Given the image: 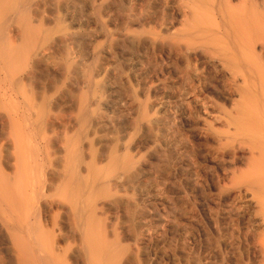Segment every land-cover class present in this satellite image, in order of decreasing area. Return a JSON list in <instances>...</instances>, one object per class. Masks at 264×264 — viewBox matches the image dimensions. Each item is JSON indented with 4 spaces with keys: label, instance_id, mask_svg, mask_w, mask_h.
I'll use <instances>...</instances> for the list:
<instances>
[{
    "label": "bare ground",
    "instance_id": "bare-ground-1",
    "mask_svg": "<svg viewBox=\"0 0 264 264\" xmlns=\"http://www.w3.org/2000/svg\"><path fill=\"white\" fill-rule=\"evenodd\" d=\"M166 234L264 264V0H0V264H163Z\"/></svg>",
    "mask_w": 264,
    "mask_h": 264
},
{
    "label": "rangeland",
    "instance_id": "rangeland-1",
    "mask_svg": "<svg viewBox=\"0 0 264 264\" xmlns=\"http://www.w3.org/2000/svg\"><path fill=\"white\" fill-rule=\"evenodd\" d=\"M96 59H92L89 61L87 68L88 69V74L90 75L93 69L95 68L96 65ZM176 187V189H175ZM173 188V189H172ZM167 193L170 195L175 196L174 194L177 192V185L174 187H171L167 189ZM175 234H166L163 236L162 240L160 243L157 245L155 248L157 251L162 252L165 254V258L163 259V264H185L184 263V254H181L179 251L180 245L177 244V238L174 236ZM167 253V254H166ZM169 256H176V259H169Z\"/></svg>",
    "mask_w": 264,
    "mask_h": 264
}]
</instances>
